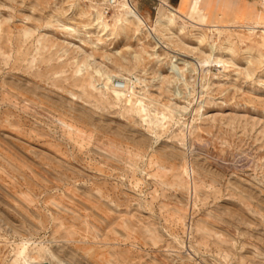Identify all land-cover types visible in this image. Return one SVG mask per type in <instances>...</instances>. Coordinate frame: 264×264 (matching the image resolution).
<instances>
[{"label":"rangeland","instance_id":"1","mask_svg":"<svg viewBox=\"0 0 264 264\" xmlns=\"http://www.w3.org/2000/svg\"><path fill=\"white\" fill-rule=\"evenodd\" d=\"M99 1L0 0V264H264V15Z\"/></svg>","mask_w":264,"mask_h":264},{"label":"bare ground","instance_id":"2","mask_svg":"<svg viewBox=\"0 0 264 264\" xmlns=\"http://www.w3.org/2000/svg\"><path fill=\"white\" fill-rule=\"evenodd\" d=\"M92 5H93L92 10L94 11V13L92 14V18L94 20H97V19L103 20V21L104 20L105 21L108 20V19H106V16L103 15L102 12L100 11V9L98 7L99 3L96 2V3H93ZM113 10H118L117 14H120V18L116 19L117 25L125 24V23L130 22V21H135V22H137L138 27L140 29L142 27L143 29L147 30L148 33L150 34V36L153 35V37H154L155 31L156 30H161L160 31L161 32L160 35H162L164 40H170L171 37H173L174 34H173L171 28L175 26L176 18L184 17V16H182L179 13V11L176 8H173L170 5H167L165 3V4L159 5L157 7V12H156L155 20L153 22V26L150 27V26L147 25V23L144 20V18L138 13V11H137L138 9L134 5L131 6V5L127 4L126 2H124L123 0H117V6H115ZM198 10L199 11L201 10V6H200V9H198ZM255 27H257V26H255ZM102 28L105 29V30L108 29L106 24H103ZM253 28L254 27H250L249 29H253ZM139 31H141V30H139ZM164 40L163 41L162 40H157V43L165 45L164 44ZM161 47H163V46H161ZM179 60L180 61L177 62V59H176V60L173 61V63H171L170 71L175 69L178 64H182V63L185 62L183 59H179ZM201 63H203V62H201ZM96 72H99V71L96 70ZM106 80L108 82H110V76H108L106 78ZM124 82L125 83H124L123 90H119V89L114 88L113 85L110 83L111 84L110 88H111V90L113 92V96H114V98L116 100H119V101L122 100V97L124 95L123 91H127L128 95H130V94L133 95L134 94L133 88H132V85H131V80L129 78H124ZM142 97L143 96H141L139 99H137L135 103L145 113L150 112L153 115L152 121H153L154 124H159V122H161V120H163L166 117V114L164 112H157L154 108H148V105L143 102L145 98L144 97L142 98ZM168 109L171 110L170 107H168ZM174 111H176V108H175Z\"/></svg>","mask_w":264,"mask_h":264},{"label":"crops","instance_id":"3","mask_svg":"<svg viewBox=\"0 0 264 264\" xmlns=\"http://www.w3.org/2000/svg\"><path fill=\"white\" fill-rule=\"evenodd\" d=\"M158 1V3H157ZM136 0L137 9L141 12H147L150 15L151 4L158 5L167 4L173 8L179 10L181 7L185 8L186 4L189 2L194 5H200L203 8V5H206V11L210 17L214 15H219L220 11L217 9L218 0ZM164 2V3H163ZM264 0H222V3H225L227 8L224 10L225 16L228 18L238 17L245 19L246 17L257 16L259 12H262L264 15Z\"/></svg>","mask_w":264,"mask_h":264},{"label":"built area","instance_id":"4","mask_svg":"<svg viewBox=\"0 0 264 264\" xmlns=\"http://www.w3.org/2000/svg\"><path fill=\"white\" fill-rule=\"evenodd\" d=\"M124 2H126L127 4L131 5V6H135L137 7L136 5V0H123ZM157 1V0H156ZM158 3V1H157ZM157 3H155L157 5ZM155 4H151V9L153 10V12H155ZM117 6V0H101L99 1V9L100 11L102 12L103 15H108L110 14V12L114 9V7ZM113 87L114 88H123V85H124V82L121 78H115L114 81H113Z\"/></svg>","mask_w":264,"mask_h":264},{"label":"water","instance_id":"5","mask_svg":"<svg viewBox=\"0 0 264 264\" xmlns=\"http://www.w3.org/2000/svg\"><path fill=\"white\" fill-rule=\"evenodd\" d=\"M40 264H49V263H47V262H43V263H40Z\"/></svg>","mask_w":264,"mask_h":264}]
</instances>
